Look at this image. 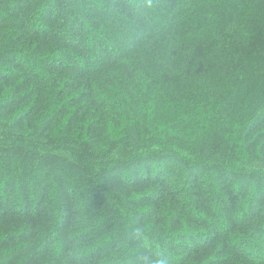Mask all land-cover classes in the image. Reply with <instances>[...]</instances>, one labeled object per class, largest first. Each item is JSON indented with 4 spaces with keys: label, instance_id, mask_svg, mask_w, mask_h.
<instances>
[{
    "label": "trees",
    "instance_id": "1",
    "mask_svg": "<svg viewBox=\"0 0 264 264\" xmlns=\"http://www.w3.org/2000/svg\"><path fill=\"white\" fill-rule=\"evenodd\" d=\"M0 264H264V0H0Z\"/></svg>",
    "mask_w": 264,
    "mask_h": 264
}]
</instances>
